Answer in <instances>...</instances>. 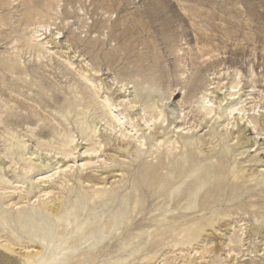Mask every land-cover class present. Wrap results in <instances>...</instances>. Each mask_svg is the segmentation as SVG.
I'll use <instances>...</instances> for the list:
<instances>
[{"label": "rangeland", "instance_id": "obj_1", "mask_svg": "<svg viewBox=\"0 0 264 264\" xmlns=\"http://www.w3.org/2000/svg\"><path fill=\"white\" fill-rule=\"evenodd\" d=\"M11 1L13 4L10 7L0 6V18L10 15L12 19L10 25L0 27L2 31V34L0 32V61L4 55H14L13 46L24 49L23 52L18 53V58L27 66L36 69V72H31V76L44 82L57 100L65 98L66 95L74 96L69 85L77 82V70L79 71L82 67V69H88L90 74L92 73L89 71L90 64L96 66L98 63L102 74L99 79L104 85L106 84L100 94L102 97L116 96L112 95L111 91L116 86L114 80L123 77L126 80L142 81L150 74L149 70L154 68L155 71L158 70L159 75L164 77L159 86L161 89L167 91V88L172 87L180 92L179 96L170 103L178 110L185 109V112H188L192 109L190 100H194V96L204 86V82L212 77L215 78L214 82L222 84L241 80L240 87L244 86V99L248 102L247 105H256V109L261 111L264 108V0H57L60 4V13L51 12L54 17H57L51 20V23L54 33L61 29L62 34H52L47 38L50 41L48 45L52 46L58 54L53 55V59H40L30 53L26 46L22 48L26 44L25 40L31 37V31L25 29L26 26L23 25V16L28 6L26 1L31 0ZM84 22L87 23L83 26ZM74 31L77 35L79 34L83 42L78 45L74 44L71 49H66V44L71 43ZM6 35L10 36L6 37ZM59 36L62 38L55 39ZM90 42L96 43L95 55L87 51L86 46H89ZM75 50L78 52L73 58ZM63 51H68V53ZM79 54L85 56H78ZM96 54L98 60L95 58ZM69 57L75 60L76 71H68L63 65L64 60ZM36 61L39 64L43 61L44 66L37 69ZM180 61H182L181 66ZM183 71L185 75L181 79L180 73ZM12 79L0 64V114L2 115L0 116V162L1 160L6 162L0 174V178L4 181L0 183V188L6 186H11V189L17 188V191L11 194L5 195L0 192V212L3 217L5 215L8 217V220L0 218L1 241L5 242L6 239L15 237L26 245L31 244L32 240L42 242L40 236H32L31 232L34 228H30L32 230L23 229L22 222L17 220V215L24 211H43V215L48 219L51 234L57 236L62 229L50 207L53 204L51 200L56 199L61 193L64 197L59 215H63L66 212L65 209L70 208L69 205L80 198L85 207L79 220L66 231V236L82 240L76 251L91 252L94 261L90 264H189L187 257H183L179 248L185 240L193 236L195 227L199 224L197 221L205 222L210 229L213 225L221 226L223 223H230L229 226H223L222 230L215 232L214 237L222 241L220 254L211 252V248L215 247L217 242L212 244V241L208 239L204 243L200 240L193 242L192 248L197 247L200 251L205 248L209 251L203 254L198 253L196 255L198 262H205L204 264L208 261L211 264H264V238H256L255 232V228L264 222V122L262 125H257V130L248 127L246 133L242 135L244 139H250L252 144L254 139L257 141L251 147L252 151L244 156H231V169H241L244 166L252 170L258 169L256 177L245 185L252 189L237 200L217 206L212 212L189 215L173 223L176 226L188 220L190 232L178 237H175L172 232H167L169 240L162 244L152 243L153 240L160 238V235L154 236L153 234L145 248L135 251L132 247L136 246V240L127 242L123 240V237L130 231L136 232V229L147 223L149 218L159 213L154 210V200L150 198L146 202L144 212L132 211V207L136 205L130 206L131 211L128 214L130 218L116 234L112 235L109 234L106 226L110 219L108 212L111 208H115L117 200L115 203L108 204L109 209L104 204L106 199L112 195L125 192L134 193L137 180L135 171L141 167L143 162H157L162 153H167L170 157L175 153H181L184 149L180 136L175 135L177 141H180L175 153L168 150L169 144L167 143L157 150L148 143L143 156L135 150L123 151V156L109 161L108 165H104L102 161L97 165L101 164V167L92 165V170L89 169L88 172H92L99 178L106 177V171L109 169L114 170L112 175L119 174L120 170L125 172L118 184L105 185L103 183L98 188L97 195L95 194L97 188L93 186V183L77 180L86 174L80 166L86 155L83 151L89 147V142L84 141L86 144L80 145L75 155L65 159L66 161L71 160L68 161L71 165L78 162L75 169L77 177L75 183L73 184L61 175L48 188L53 192L38 202L37 197L42 187H34L36 182L31 177L38 178L46 174V171L53 172L58 166L55 164L57 159L51 160L47 167L35 168L27 176L22 175L20 169L14 176L12 160L10 157H5L4 150L8 144L5 137L11 129L20 139L26 141L28 146L26 152H31L36 149L37 144L36 137H30L31 131L38 136L49 133L58 135L54 131L58 132L66 127L67 123L58 112L37 100L33 91L30 92L27 88H22L21 91L20 88L16 90L17 92L11 93L10 80ZM196 79H199L198 83ZM78 83L79 86L80 83ZM131 91L134 93V89ZM76 96L83 98L80 93ZM133 97L134 94L130 96L131 99ZM10 99L13 101L10 102ZM116 99L114 98V101ZM56 107L55 104L53 108ZM81 109L83 105L75 108L76 111ZM76 111L68 115L70 119L68 123L75 131H77L75 121L81 117L76 115ZM10 112L14 115L10 116ZM101 112L100 106L93 103L87 117L92 119ZM194 115L195 113H191L189 119L193 120ZM182 122L184 120L177 119V124ZM126 126L131 128L129 123ZM202 133L204 130L197 135ZM24 135L25 137L22 138ZM75 135L80 137L79 132ZM222 135L225 140L223 142L232 143L236 139L228 142L229 139L237 136L238 133L233 134L230 130L228 132L224 130ZM220 146L217 145L216 150H219ZM256 148L258 150L253 151ZM211 149L213 148L207 150L210 155L213 153ZM25 158H32L35 162L40 161L36 154L28 153ZM216 159H214L215 164H217ZM47 186L49 184H46ZM69 190L72 192L67 194ZM226 190L229 192L228 187ZM81 196L85 198L82 199ZM239 203L245 204L246 209L237 210L235 207ZM244 228H246L245 233H243ZM237 236L244 241L231 243L230 239ZM120 243L125 246L120 248ZM234 247L235 250H232ZM71 253L70 251L68 254Z\"/></svg>", "mask_w": 264, "mask_h": 264}, {"label": "bare ground", "instance_id": "obj_2", "mask_svg": "<svg viewBox=\"0 0 264 264\" xmlns=\"http://www.w3.org/2000/svg\"><path fill=\"white\" fill-rule=\"evenodd\" d=\"M26 3L28 6L23 16V25L25 24V29L31 31V37L25 40L26 44L22 48L26 46L30 53L40 59H53V55L57 56L58 54L52 46L48 45L50 41L47 38L52 34H62L61 29L58 28V32L54 33L51 23V20L57 19L51 12L60 13L59 1L31 0L26 1ZM12 4L11 0L0 2L1 7H10ZM11 20L10 15L6 18L1 17L0 27L10 25ZM86 23L84 22L83 26ZM67 24H69L68 21ZM0 32L2 34V31ZM78 35L76 31L72 32L71 43L66 44V49H71L74 44L78 45L83 42ZM8 36L10 35H6V37ZM58 38L62 37L59 36L55 39ZM95 47L96 43L94 42H90V45L86 46L87 51L94 53V55L96 52ZM12 49L14 55H4L0 61L4 70L13 78L10 80V92L15 93L20 88L21 91L22 88H27L30 92L33 91L37 100L58 112L61 118H65L67 123L66 127L58 130V132L54 131L58 135L49 133L38 136L31 131L30 137H36L37 140L36 149L33 151L31 148V152H26L28 149L26 141L20 139L17 133L11 129L5 137V141L8 142L4 150L5 157H10L12 160L14 176L17 175L16 172L19 169L22 175L27 176L35 168L47 167L51 160L57 159L55 164L58 166L54 168L53 172L48 173L50 171H46V174H42L41 177H31L36 182L34 187H42L37 197L38 202L53 192L52 189L48 188L61 175L68 178V181H72L73 184L75 183L77 179L75 169L78 162L75 161L76 163L71 165L68 162L71 160L66 161L65 159L75 155L80 145L86 144L84 141L89 142V147L83 151V154L86 155L80 166L81 170L86 171V174L80 176L77 180L93 183V186L97 188L95 193L97 195L99 193L98 188L103 183L105 185L108 183L118 184L125 172L120 170L119 174L112 175L114 170L109 169L106 171V177L99 178L92 172H88L92 165L97 166L100 161L104 165H108L109 161H114L117 157L123 156V151L135 150L139 152L140 156H143L148 143L156 150L167 143L169 144L168 150L175 153L174 151L179 148L178 143L180 142L177 141L175 135H179L182 139L184 150L181 153H175L172 157L167 153H162L157 162H143L141 167L135 171L137 180L134 193L125 192L112 195L106 199L104 205L108 209V204L115 203V200H117L115 208H111L108 212L110 219L106 229L109 234H116L130 218L128 214L131 210L144 212L146 210L145 204L151 198L154 200V210L159 211V213L149 218L147 223L136 229V232L130 231L123 237V240L127 242L136 240V246L132 247L135 251L145 248L153 234L154 236L160 235L158 240L152 241L153 244L166 243L169 240L166 235L167 232H172L175 237H178L191 230L188 226V220L176 226L173 224L174 222L185 219L189 215L206 211L212 212L217 206L237 200L252 189L245 185L256 177L259 172L258 169L252 170L245 166L241 169H231V156H244L247 152L252 151L250 149L257 141L254 139L252 144L250 139H244L242 135L246 133L248 127L257 130V125L263 124L264 108L261 111L256 109V105H247L248 102L244 99V86L240 87L241 80L222 84L221 82H214V77L209 78L194 96V100H190L192 109L185 112V109L178 110L176 106L170 104L179 96L180 92L177 89H172V87L167 88V91L161 89L159 86L164 77L159 75L158 70L155 71L154 68L149 70L151 71L150 74L145 76L142 81L126 80L123 77L114 80L116 86L111 91L112 95L116 96L105 95L102 97L100 94L106 84L104 85L101 82L102 80L99 79L102 74L97 63L96 66L90 64L91 69L89 71L92 72L90 74L88 69H82V67L79 71L77 70V73L75 72L78 77L77 82L69 85V89L71 93H74V96L66 95L65 98L57 100L44 82L31 76V72H36V69L27 66L25 62L18 58V53L23 52L24 49L18 48V46H13ZM77 52L78 50L74 51L73 58L77 56ZM64 53H68V51ZM59 56L61 57V55ZM78 56L85 55L79 54ZM108 57L110 56L108 55ZM73 58H66L63 64L71 72L76 71ZM95 58L98 60L97 54ZM36 66L37 69H40L44 66V62L42 61L39 64L36 61ZM184 75L185 71L181 72L180 78L182 79ZM29 76L31 77L28 78ZM196 80L198 83L199 79ZM2 81H5L4 78H2ZM132 89H134V93H132ZM253 89H255V86H253ZM77 93L82 94L83 98L76 96ZM132 94H134V97L131 99ZM114 98L117 99L114 101ZM11 101L13 100L10 99ZM93 103L98 104L102 112L89 119L87 114ZM55 104L57 107L53 108ZM80 105H83V109L76 111L75 108ZM74 111H76L77 116H81L75 121L77 131L71 128L70 123H68V120H70L68 115ZM191 113H195L193 120L192 118L189 119ZM11 115H14V113L10 112ZM0 116L2 115L0 114ZM21 116L23 117V115ZM178 118L184 120V122L177 124ZM5 122L8 126L7 121ZM127 123L130 124V129L126 126ZM205 128L208 130H205ZM232 129L234 130L232 131ZM261 129L263 130V127ZM203 130L204 133L198 136L197 134ZM224 130L226 132L230 130L233 134L238 133L228 142L234 139L236 141L232 143L223 142L225 141L222 135ZM76 132H79L80 137L75 135ZM257 133L259 134V132ZM24 137L25 135L22 138ZM217 145H221L219 150H216ZM210 148H213L211 149V152H213L211 155L207 151ZM254 150L257 151L258 148ZM28 153L30 155L36 154L40 161L35 162L32 158H25ZM132 155L134 154L132 153ZM215 158H217V164L214 162ZM5 165L6 162L1 160L0 174ZM101 166L100 164L97 167ZM110 180L112 181L110 182ZM3 182L0 178V183ZM46 184H49V186L46 187ZM226 187L229 188V192ZM11 188V186L0 188V192L6 195L17 191V188ZM21 191L23 190L21 189ZM71 192L72 190H69L66 193L70 194ZM63 197V194H58L56 199L51 200L53 204L50 207L53 215L58 218V224L62 231H59L57 236L52 235L48 219L45 218L41 210L20 212L17 215V220L22 222V228L27 230L34 228L31 232L32 236H40L42 242L38 243L32 240L31 244L26 245L15 237L6 239L4 242L1 241L0 236V264H90L94 261L91 252L76 251L80 245L79 242L82 240L66 236V231L79 220L85 208L82 200L80 198L71 203L70 208H66V212L59 215L58 212L62 208ZM81 197L82 199L85 198ZM133 205L136 206L130 210L129 207ZM235 208L245 210L246 206L239 203ZM6 216L3 217L2 212H0V218L8 220ZM197 223L199 224L195 227L193 236L185 240L179 248L183 257H187L189 264H204L205 262L197 261L198 257L196 255L209 252L205 248L202 251L197 247L192 248L193 242L196 240L204 243L208 239V241H212V244L217 242L215 247L211 248V252L220 254L222 252V241H218V238L214 237L215 232L223 226L230 225L229 222H226L221 226L213 225L210 229L203 221H197ZM179 225L180 227H177ZM245 229H243V233H245ZM255 232L256 238H264L262 236L264 234V222H261L255 228ZM235 241L243 242L244 239L240 236L230 239L231 243ZM17 245L18 247H16ZM119 246L123 248L125 245L120 243ZM232 250H235V247ZM70 251L72 253L68 254ZM229 254L230 252L227 253V256ZM207 264H211V262L208 261Z\"/></svg>", "mask_w": 264, "mask_h": 264}]
</instances>
